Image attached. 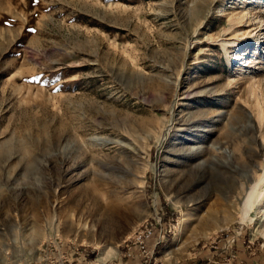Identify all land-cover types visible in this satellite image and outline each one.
Listing matches in <instances>:
<instances>
[{"label":"rangeland","instance_id":"374dc122","mask_svg":"<svg viewBox=\"0 0 264 264\" xmlns=\"http://www.w3.org/2000/svg\"><path fill=\"white\" fill-rule=\"evenodd\" d=\"M210 3L0 0V264H264V0Z\"/></svg>","mask_w":264,"mask_h":264},{"label":"bare ground","instance_id":"6f19581e","mask_svg":"<svg viewBox=\"0 0 264 264\" xmlns=\"http://www.w3.org/2000/svg\"><path fill=\"white\" fill-rule=\"evenodd\" d=\"M215 1L216 0H211V3L209 5L212 6L215 3ZM245 10H247V9H245ZM248 14H250V13H248ZM244 18H245V16H244ZM202 20L203 21L206 20V15H204L202 17ZM229 23H230V25H233V24H235L237 22H236L235 19H231L229 21ZM165 189H166V191L170 192L169 188H165ZM172 190L175 192L174 188H172ZM94 192L95 191L93 189L92 190H83V191L80 192L78 197H81L83 200L88 197V200H90L92 202V211H89V212L93 216H97V215L100 214L103 217V219H104V223H106V224H114V225L121 224V222L126 219V216L120 210L119 205L109 196H107V201L106 202L104 201L105 203L103 204L102 200L99 197V195L95 194ZM259 192H260L259 183L253 185L252 188L250 189V192L247 195L246 200H245V209L251 210L254 207L256 199L261 197ZM176 193H178V192H176ZM76 202H79V201L76 200ZM78 204H80V202ZM182 231H183V225L180 228V234H179L178 238L176 239V242H178V243H181L180 237H181ZM213 233H214L213 231H211V232L208 231L203 236H201L200 238H195L193 241H197V243H198L201 239L209 238ZM89 245L99 246L100 244L99 243H95V242L92 241V242H89ZM111 249H113L114 253H118V244L115 247L111 248Z\"/></svg>","mask_w":264,"mask_h":264}]
</instances>
